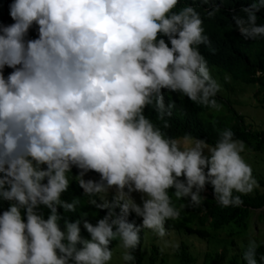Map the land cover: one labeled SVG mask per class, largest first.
Segmentation results:
<instances>
[{
  "label": "clouds",
  "instance_id": "obj_1",
  "mask_svg": "<svg viewBox=\"0 0 264 264\" xmlns=\"http://www.w3.org/2000/svg\"><path fill=\"white\" fill-rule=\"evenodd\" d=\"M179 2L9 5L13 23L0 25V205L8 202L0 214V264H111L114 241L125 264H135L143 229L164 247H179L165 239L166 222L178 220L186 206L200 207L208 185L225 208L243 203L234 192L259 187L242 155L246 145L232 129L220 131L215 144L162 130L170 127L166 117L174 107L165 103V91L221 108L215 98L221 85L199 51L200 45L211 48L203 19L191 5L175 11ZM261 9L264 0H252L241 9L245 16H233L245 39L264 37ZM219 10L213 6L207 15ZM149 107L162 127L145 115ZM73 168L83 193L100 198L90 200L105 211L95 224L62 214L80 204L62 199ZM90 172L99 179H86ZM109 192L106 199L102 194ZM133 193L141 194L140 203ZM173 197L187 204L177 208ZM133 213L140 224L130 220ZM81 225L90 238L82 236ZM257 248L249 239L246 264H259Z\"/></svg>",
  "mask_w": 264,
  "mask_h": 264
},
{
  "label": "trees",
  "instance_id": "obj_2",
  "mask_svg": "<svg viewBox=\"0 0 264 264\" xmlns=\"http://www.w3.org/2000/svg\"><path fill=\"white\" fill-rule=\"evenodd\" d=\"M13 0H0V25H9L13 23L9 15V5ZM252 0H209L205 3L204 0H180L175 11H179L186 5L194 6L200 13L203 19V27L205 34L211 40V48L200 45L199 51L207 61L208 68H218L239 82V85L247 84L257 86V94L264 96V74L257 76V71L264 73V37L255 40L245 39L240 35L233 22L234 15L245 16L246 14L241 9L251 3ZM218 5L220 10L214 17L207 15V10ZM258 23L264 24V9L257 14ZM37 31L33 28L30 31V37L35 38ZM11 69H6L7 75ZM256 88V87H255ZM165 103H172L174 107L171 109L172 115L166 117L170 127L162 130L169 137L182 138L185 134H191L194 138L207 140L209 144H215L219 138V132L224 129H232L235 138L244 141L246 149L255 153H264V133L248 130L244 116L238 115L232 108L227 114L215 116L213 109L206 108L191 101L187 96L181 93L165 91ZM217 102L222 106L223 100L217 96ZM264 105V101L261 102ZM145 115L153 121L157 126L162 127V122L157 119V113L151 107L145 110ZM74 176L78 174V170L73 168ZM99 175L95 172L88 173L87 176ZM171 194V190H170ZM206 198L200 207H185L181 209V215L178 220H169L166 222L168 231L185 230L190 234L200 236L202 239L210 241L213 237H217L219 231L224 228L232 229L238 236L247 234L251 228V218L255 212L260 211L258 219L264 221V192L254 190L248 194L235 193L240 195L243 203L240 206L221 207L215 199L213 188L207 186V191L204 193ZM62 199L71 202L74 199H79L80 204L75 212H62L65 219L75 220L78 218H86L93 224L99 218L105 215L104 210L95 208L90 204L91 199L100 198L89 197L83 193L78 185L77 180L70 183L68 191L63 193ZM173 203L177 208L181 204H187L186 200H176L173 197ZM8 208V202H3L0 205V214ZM39 211L45 215L48 214V209L41 206ZM119 211V210H117ZM130 220H135L137 224L141 223V219L133 213ZM247 230V231H246ZM81 231L90 235L81 225ZM151 230L143 229L141 232V244L134 251L135 264H163L161 253L155 248L150 256L149 262H146L143 255V245L145 241V232ZM251 236V234L249 233ZM249 239V238H248ZM258 245L256 258L259 264H264V240L256 238ZM240 240V239H238ZM248 242L245 243L242 252L239 255L233 256L229 264H246L243 259V252L247 248ZM178 250V258L181 264H194L195 260L189 254L185 245ZM160 258V263L159 262ZM225 260L221 254L207 253L206 264H220Z\"/></svg>",
  "mask_w": 264,
  "mask_h": 264
},
{
  "label": "rangeland",
  "instance_id": "obj_3",
  "mask_svg": "<svg viewBox=\"0 0 264 264\" xmlns=\"http://www.w3.org/2000/svg\"><path fill=\"white\" fill-rule=\"evenodd\" d=\"M211 75L221 85L217 94L224 102L218 111H214L215 116L227 114L228 110L232 108L236 114L244 116L246 125L249 127L248 130L264 133V105L261 103L264 101V96L257 94V86L239 85V82L235 81L232 76L218 68H212ZM226 75L230 77L229 80H225ZM242 155L246 162L252 166L253 175L258 181L259 187L254 190L264 192V153H255L246 149ZM68 176L70 183L76 180L73 174H68ZM87 178L99 179L96 176H88ZM102 195L106 199H111V192ZM133 197L138 203L141 202L140 193H133ZM259 213L260 211H257L252 216L251 228L249 231L246 230L247 234L245 232V235L242 236H238L228 227L217 232V237H213L210 241L202 239L198 235L190 234L185 230L168 231L169 235L165 239L169 240L172 245L178 244V248L173 246L164 247L163 242L152 231L145 232L143 255L146 262H149L152 251L157 248L161 253L163 264H181L177 254L178 250L181 249L180 247L185 245L189 254L195 260L194 264H206V255L209 252L212 254L219 253L225 257V260L220 264H229L233 256L242 252L245 243L249 239L264 240V221L261 222L258 219ZM81 234L85 238H90L82 231ZM112 248L113 259L111 264H125L120 258L122 249L119 248V241H114ZM161 260L159 258L158 263Z\"/></svg>",
  "mask_w": 264,
  "mask_h": 264
}]
</instances>
